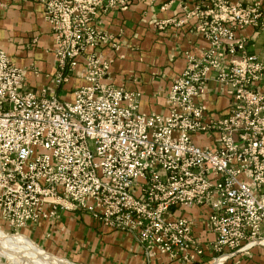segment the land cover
<instances>
[{
    "label": "built area",
    "instance_id": "1",
    "mask_svg": "<svg viewBox=\"0 0 264 264\" xmlns=\"http://www.w3.org/2000/svg\"><path fill=\"white\" fill-rule=\"evenodd\" d=\"M40 1L56 39L52 81L86 82L72 100L48 86L28 90V70L0 47V220L22 228L79 209L133 233L149 256L190 262L203 252L196 217L174 210L206 206L210 245L221 253L213 264L264 246V90L256 86L264 60L237 35L264 28L262 0H193L182 17L156 22L166 29L196 18L208 42L200 54L185 51L162 113L141 111L139 92L102 81L109 62L96 49L109 35L99 16L130 0ZM211 80L232 96L227 115L208 110Z\"/></svg>",
    "mask_w": 264,
    "mask_h": 264
},
{
    "label": "crops",
    "instance_id": "2",
    "mask_svg": "<svg viewBox=\"0 0 264 264\" xmlns=\"http://www.w3.org/2000/svg\"><path fill=\"white\" fill-rule=\"evenodd\" d=\"M164 4H168L167 9H162ZM194 5L193 0H130L126 9L102 12L99 25L109 35L108 43L96 49L109 62L102 81L139 92L141 111L164 112L165 92L186 66L185 51L200 54L208 42L194 30L196 18L181 27L166 29L158 28L156 22L182 16ZM237 35L247 38V53L264 59V29L250 25L237 31ZM0 47L15 65L28 70V90L40 91L48 86L60 98L72 100L74 87L86 82L76 76L60 86L52 81L57 67L56 39L40 0H0ZM82 70L84 63L81 62L76 71ZM256 86L264 90V74ZM205 103L211 113L227 114L231 96L211 80ZM197 138L205 140L203 136ZM203 211L206 220L210 211L206 206L176 209V214L196 216L194 234L205 244V250L194 262L161 253L149 256L133 233L107 227L79 209L62 210L57 219L41 220L21 230L39 241L49 253L78 264H211L217 254L210 242L216 235L206 225L204 228ZM239 263L264 264V246L234 251L224 264Z\"/></svg>",
    "mask_w": 264,
    "mask_h": 264
},
{
    "label": "bare ground",
    "instance_id": "3",
    "mask_svg": "<svg viewBox=\"0 0 264 264\" xmlns=\"http://www.w3.org/2000/svg\"><path fill=\"white\" fill-rule=\"evenodd\" d=\"M1 228V227H0ZM15 235L8 234L0 229V256L5 258L10 264H74L63 258L54 257L47 254L40 246L29 241V245L23 244ZM40 248L45 254L38 251ZM223 258L216 260V264H221Z\"/></svg>",
    "mask_w": 264,
    "mask_h": 264
},
{
    "label": "rangeland",
    "instance_id": "4",
    "mask_svg": "<svg viewBox=\"0 0 264 264\" xmlns=\"http://www.w3.org/2000/svg\"><path fill=\"white\" fill-rule=\"evenodd\" d=\"M262 2H263V0H262ZM264 6V5H263ZM264 8V7H263ZM193 9V8H192ZM183 15H185V14H183ZM182 15V16H183ZM182 16H179V17H182ZM179 17H177V18H179ZM171 18H173V17H171ZM161 20H163V19H161ZM160 21V20H159ZM157 26V25H156ZM259 28H261V29H264V28H262V27H260V26H258ZM247 49V48H246ZM256 55V54H255ZM261 59V58H260ZM82 60H84V59H82ZM81 60V62L82 63H84L83 61ZM262 60H264V59H262ZM186 67V66H185ZM185 69V68H184ZM212 72V71H211ZM213 73H211V75H212ZM172 84V83H171ZM228 94V93H227ZM231 96V95H230ZM231 103H232V96H231ZM207 105V104H206ZM231 105V104H230ZM208 107V106H207ZM229 109H230V107H229ZM208 110H209V108H208ZM210 112V111H209ZM211 113V112H210ZM229 113V112H228ZM227 113V114H228ZM214 114V113H213ZM227 114H218V115H227ZM205 138V137H204ZM204 141V143H205V141H207V138H205V140H203ZM263 188H264V186L259 190V192L260 193H263L264 191H263ZM195 207V206H194ZM202 207V206H201ZM204 208H205V206H203ZM182 208H186V207H182ZM188 208H192V207H188ZM180 210V209H179ZM178 211V210H177ZM174 213L176 214V209L174 210ZM178 215H179V213H178ZM182 215V214H181ZM199 215H201V214H199ZM203 219L205 218V211H203ZM208 216V215H207ZM196 217V216H195ZM31 225V224H30ZM203 225H205L204 223H203ZM264 225V224H263ZM263 225H262V227H263ZM0 229H2L4 232H6V233H8V234H11V235H15L16 237H17V239L19 240V241H21V242H24L23 244H25V243H27V244H25V245H28V246H31V245H29V241H31V242H34L35 244H37V245H39L40 247H42L45 251H46V253L47 254H50V253H52V252H48V250L45 248V247H43L42 246V244L39 242V241H37L36 239H34L32 236H29L28 234H26L25 233V231H23V230H21V228H16V227H12V226H10L7 222H5V221H2V220H0ZM194 230H195V228H194ZM262 231H263V229H262ZM263 234H264V231H263ZM25 238H24V237ZM198 241H199V243L201 244V246L203 247V252L201 253V254H199V255H202L203 253H204V250H205V244H202L201 243V241L199 240V239H197ZM211 246V245H210ZM212 248V247H211ZM38 249V251L39 252H41L42 254H45L44 253V251L42 250V249H40V248H37ZM213 249V248H212ZM214 250V249H213ZM214 252L217 254L215 257H218V256H220L221 255V253L220 252H218V251H216V250H214ZM226 252H230V250H226ZM53 254V253H52ZM51 255V254H50ZM53 255H55V254H53ZM52 255V256H53ZM199 255H197L196 256V258L193 260V261H190V262H194V261H196V259H197V257L199 256ZM55 256H57V255H55ZM57 257H60V256H57ZM214 257V258H215ZM60 258H62V257H60ZM214 258H213V260H212V263L211 264H213V262H214ZM63 259H66V258H63ZM229 258H227L225 261H223V262H221L222 264H224L227 260H228ZM66 260H69V259H66ZM70 262H73V261H71V260H69ZM184 262H187V261H184ZM73 263H75V262H73ZM0 264H10V263H7V261H6V259L5 258H3V257H1L0 256ZM75 264H78V263H75ZM214 264H216V263H214ZM240 264V263H239Z\"/></svg>",
    "mask_w": 264,
    "mask_h": 264
},
{
    "label": "water",
    "instance_id": "5",
    "mask_svg": "<svg viewBox=\"0 0 264 264\" xmlns=\"http://www.w3.org/2000/svg\"><path fill=\"white\" fill-rule=\"evenodd\" d=\"M73 263V262H72ZM75 264V263H74Z\"/></svg>",
    "mask_w": 264,
    "mask_h": 264
}]
</instances>
